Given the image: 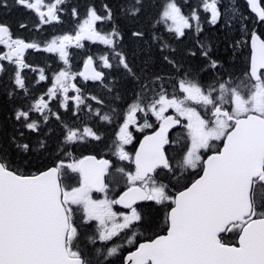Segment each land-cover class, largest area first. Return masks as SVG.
<instances>
[{
    "label": "snow or ice",
    "instance_id": "obj_1",
    "mask_svg": "<svg viewBox=\"0 0 264 264\" xmlns=\"http://www.w3.org/2000/svg\"><path fill=\"white\" fill-rule=\"evenodd\" d=\"M147 3L125 0L120 9L132 25L129 38L147 43L148 55L137 66L136 53L125 51V34L107 4L103 15L89 6L80 19L69 0H12L11 5L0 0V8L31 12L37 30L62 23L68 8L77 20L74 34L56 35L43 48L0 23V77L9 73L10 66L8 95L21 102L14 121L19 136L25 138L12 137V151L0 145V264H115L125 244L138 246L123 257V264H264V34L249 31V17L224 0H198L195 5L190 0L183 4L163 0L146 32L140 19ZM245 4L251 18L264 24V0ZM202 14L214 29L239 31L232 41L234 53L250 48L247 67L239 76L214 57L210 42L201 39ZM104 22L111 24L107 31L97 28ZM165 32L170 35L164 36ZM188 35L196 38L194 47H173L172 41L182 44ZM84 41L103 45L105 52L98 57V66L89 55L84 70L74 72L68 49L84 48ZM28 50L57 54L65 65L38 97L23 74L25 69L37 71L26 62ZM112 70L123 83L107 84ZM38 71L35 83L47 81L44 69ZM205 74L210 79L204 80ZM78 76L85 82H100L109 93L116 88L113 102H124L130 90L113 154L133 170L92 155L73 156L76 145L103 138L92 126H76L82 112L97 125L111 123L117 113L116 107L102 111L104 99L85 96L74 83ZM53 100L76 120L66 123L53 110ZM53 117L60 127L57 154L64 158L32 172L26 165L33 153L48 152V141L42 137L51 134ZM130 127L153 130L144 135L134 156L125 150L134 139ZM174 128L186 130V136L173 142L169 132ZM110 168L113 184L126 183V190L113 199L107 198L105 181ZM73 180L78 186H71ZM93 192L105 193V198L94 199ZM143 202L156 208L158 220L147 217L139 207ZM116 205L121 210H114ZM81 228L95 232L87 235ZM140 229L153 235L139 243ZM230 233L238 236L236 245L225 243Z\"/></svg>",
    "mask_w": 264,
    "mask_h": 264
},
{
    "label": "trees",
    "instance_id": "obj_2",
    "mask_svg": "<svg viewBox=\"0 0 264 264\" xmlns=\"http://www.w3.org/2000/svg\"><path fill=\"white\" fill-rule=\"evenodd\" d=\"M70 5L77 8L80 19H83L87 8L89 6H94L98 13L103 15V5L107 4L110 8L113 9L114 15L117 18V22L120 25L121 30L125 34L124 39V46L125 51L132 53L135 51L137 56V66L139 61L142 60L144 57L148 55L147 51V43L142 42L137 44L135 41L129 38L128 31L132 25L127 21L120 13L121 6L124 4L125 0H69ZM178 3L183 4V0H177ZM229 2L231 4L236 5L239 9V12L243 15L249 17L247 21V28L249 31L255 30L258 34H264V24L257 23L251 17L253 16L246 4L245 0H224V4L227 5ZM8 3L11 5L12 0H8ZM163 3V0H148L147 6L141 15L140 19V26L145 29L146 32L150 31L149 28V21L156 16L157 12L159 11V5ZM198 3V0H190L191 5H195ZM183 11L187 13L189 11V6L185 5L183 7ZM0 23H4L10 25L14 31L16 36L21 38H26L28 42H36L40 45L45 44L56 35H63V34H72L74 29L77 27V20L72 17L70 8L66 9L64 13H62V23H59L58 26H51V27H44L37 30L34 25L37 23L34 15L31 12L24 10L23 8L19 7H10L8 9L0 8ZM25 23L28 25L27 28H20V24ZM202 23L204 27V33L201 36V39H205L210 42L213 46V55L215 58L220 60V62L229 69V71L235 73L239 76L243 73L247 67L248 59H249V48H238L236 52H233L232 41L239 36V31L236 28H233L231 31L220 30L219 27L214 29L209 26L207 23L204 22V14H202ZM97 28L102 31H107L111 28V24L108 22L98 23ZM36 30V31H35ZM164 36H169L168 33H163ZM195 37L193 35H188L182 44H178L175 41H172L173 47H194L195 46ZM146 41H150V36H146ZM91 54L95 56L98 54L99 56L104 54L105 49L103 45L94 44L88 46ZM143 49L144 51H141ZM84 51V50H83ZM153 55H158V52L154 51ZM87 57V53L80 54L78 58L84 59ZM34 61L36 64L41 62L42 64H46L49 62L46 60V56L42 54H36ZM42 64H38L40 66H45ZM74 65L79 64L78 60H74ZM161 66L157 64V68ZM165 70H169L165 67ZM9 73L0 77V145L8 148L12 151V145L9 143L12 137H16L17 140H23L24 137L19 136V129L15 126L14 121V112L17 107L20 105V100L16 99L15 97L10 98L8 95V91L11 90ZM28 82L30 83L31 88L33 89L34 94L38 97L41 95V91L43 93V86L36 85L35 77L28 76ZM116 78V79H115ZM204 80L210 79V77L205 74L203 77ZM116 82L123 83L121 76L115 70H112L109 76L107 77V84L109 86H113ZM118 87V85H117ZM89 90V89H88ZM116 88H114L115 92ZM113 93H109L106 87H100L99 91H92V94L96 96H108L112 97ZM131 100V92L128 91V94L125 96V101L120 102L119 106H123V110L125 108L126 102H130ZM110 107H115L113 102H110L108 105V111H110ZM104 111V110H102ZM119 112V111H118ZM120 113V112H119ZM66 123H72L76 118L70 117L69 114L62 115ZM88 122V118L85 116L84 113H81L80 120L76 122V126ZM86 124V123H85ZM51 126V134L45 137L49 144L48 152H35L31 155V161L26 167L35 172L37 169H46L47 167L54 166L55 162L59 158H64L62 154L58 156L57 154V144L59 143L60 137V127L59 122H57L54 117L50 123ZM110 131L108 130L107 133ZM26 135H31L27 134ZM90 146H83V145H76L73 150V156H78L82 154H100L101 149L95 143H90ZM155 213L152 211H148L147 217L149 219L155 220ZM143 230V229H141ZM86 231L87 235L91 234V230L85 228L84 232ZM143 233V232H142ZM153 232H147V234H152ZM228 243L232 241V236L228 237ZM121 262V261H120ZM120 262L118 264H120ZM116 264V263H115Z\"/></svg>",
    "mask_w": 264,
    "mask_h": 264
},
{
    "label": "flooded vegetation",
    "instance_id": "obj_3",
    "mask_svg": "<svg viewBox=\"0 0 264 264\" xmlns=\"http://www.w3.org/2000/svg\"><path fill=\"white\" fill-rule=\"evenodd\" d=\"M35 19H36V17H35ZM10 28H11V26H10ZM11 30L14 33V31H13L12 28H11ZM74 33H75V31H74ZM23 39L26 40V38H24V37H23ZM69 53H70V63L72 65V71H74V72H81L82 71V65L84 63V59H80V58H78V56L80 54L81 55L83 54L82 50L81 49L80 50H77V49H74V48H69ZM36 54L45 55L46 58H47V60L50 63L49 62H47L46 64H44V63L42 64L41 62L38 63V64H42V65H45V66H40V65L36 64L34 62V61H37L35 59V55ZM25 59H26V62L29 63V64H31L33 68H36L37 69V71H35V72L31 71V69H25L24 70L25 75L27 77L28 76H34L35 79H39V71H38L39 69H44V72L46 73L45 75L48 78H50L54 73L58 72L59 70H61V69H63L65 67V65L63 63H60L62 61L59 60L58 55L57 54H53V53H46L45 54L44 52H37L35 50H28L26 52V54H25ZM74 60H78L79 61V64L74 65L73 64ZM99 64L100 63L96 64V66H98ZM103 71H105L106 73H109V70H107V69H103ZM50 82L51 81H44V82H42L43 84L42 83H39L41 86L44 87L43 88V92L46 91V88L47 87H50L51 86V83ZM74 83H77V86H81L82 87L85 96H96L95 94H92L91 92L94 91V90L95 91H99L100 87H104L103 85L98 84V83H95L93 81L92 82H85L79 76L76 78V81H74ZM39 84H36V85H39ZM41 94H43L42 91H41ZM69 95H73V93H69ZM97 97H100V98H102V99L105 100L106 106H104L102 110H104V112H109L108 111V105H109L110 102H113L112 101V97H108V96H97ZM86 102L87 103H92L93 107H97L95 105V102L94 101H86ZM113 103L115 104V107L117 108V113L114 116V118H113V120H112L111 123H100L99 125H97V122L95 120L88 119V122L90 124L89 126H92L94 128V130H97L99 132V134L102 135V137H103L101 141H94V143L98 146V148H100V149H102V150H104V151H106L108 153H109V150L113 149V142L115 141L116 133L119 130V126L123 122V116H122L123 106H121V105L119 106L120 101L113 102ZM58 104H59V101L58 100H53L51 102V106H53V110L56 111V112H58L61 115L68 114V113H65L64 109L59 108ZM82 113H84L85 116L87 117V113L86 112H82ZM138 116H139V114H138ZM73 118H75V117H73ZM138 122L141 123L140 120H138ZM108 130L110 131L109 133H107ZM185 133H186V130L179 129L177 132H175L172 135L171 140L174 142L177 139V137L185 136ZM138 135L135 133V137H134V141H133L132 146H135L138 143V141L140 140V136H138ZM172 147H175V144L174 143H173V145L170 146V148H172ZM169 154L170 155L173 154L171 152V150L169 151ZM204 155L206 156L207 153H205ZM98 158L99 159L105 158V159L109 160L112 164H114V163L115 164L116 163L119 164V160L116 158V156L114 157L111 154L110 155H107V156H101V157H98ZM192 176L195 177L196 176V173H192ZM161 180L163 182H167V177L164 176V175H162L161 176ZM139 207H141L142 211L146 215H148V211H152L156 215L155 216V220H158L159 219L160 214L156 211V208L154 206H150L148 202H145L143 205H140ZM125 246H127V244H125L124 247ZM137 246L138 245L133 244L131 246L133 248L132 251H135ZM124 247L121 249L120 255L118 257L114 258L115 261L118 260V259H121V261L123 262V257H126L127 256V255H124L123 256Z\"/></svg>",
    "mask_w": 264,
    "mask_h": 264
},
{
    "label": "rangeland",
    "instance_id": "obj_4",
    "mask_svg": "<svg viewBox=\"0 0 264 264\" xmlns=\"http://www.w3.org/2000/svg\"><path fill=\"white\" fill-rule=\"evenodd\" d=\"M70 48H71V47H70ZM45 74H46V73H45ZM52 78H53V75L49 78V80L51 81ZM170 111H171V110H170ZM130 131L133 132V136H134V137H135V133H141V132L136 131L134 127H130ZM185 136H186V133H185ZM133 141H134V139H133ZM132 144H133V142H132L131 144L125 146V150L128 151L129 153H130L129 148L132 146ZM113 151H114V146H113V149L109 150L108 155L111 154L112 156L115 157V155L113 154ZM118 165H120V166H122V167H125L127 170H129V169H128V168H129V162H127V161H119V164H118ZM71 184H72V183H71ZM76 184H77V183H76ZM124 185H126V183H125L123 180H122L119 184H114V187H113L112 190H111V192H113V193L108 194V195H107V198H108V199H113L114 196H115V193H117L118 191H120V190L124 187ZM93 198H94V199H104V198H105V194H104L102 197H100V198H95V197H93ZM114 210H115V206H114Z\"/></svg>",
    "mask_w": 264,
    "mask_h": 264
},
{
    "label": "water",
    "instance_id": "obj_5",
    "mask_svg": "<svg viewBox=\"0 0 264 264\" xmlns=\"http://www.w3.org/2000/svg\"><path fill=\"white\" fill-rule=\"evenodd\" d=\"M172 130H173V129H171L170 132H171ZM170 132H169V134H170Z\"/></svg>",
    "mask_w": 264,
    "mask_h": 264
},
{
    "label": "bare ground",
    "instance_id": "obj_6",
    "mask_svg": "<svg viewBox=\"0 0 264 264\" xmlns=\"http://www.w3.org/2000/svg\"><path fill=\"white\" fill-rule=\"evenodd\" d=\"M116 79V78H115Z\"/></svg>",
    "mask_w": 264,
    "mask_h": 264
}]
</instances>
